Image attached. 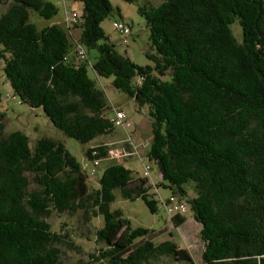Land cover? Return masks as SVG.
<instances>
[{
  "label": "trees",
  "instance_id": "obj_1",
  "mask_svg": "<svg viewBox=\"0 0 264 264\" xmlns=\"http://www.w3.org/2000/svg\"><path fill=\"white\" fill-rule=\"evenodd\" d=\"M80 1L74 25L80 33L70 41L68 26L39 29L29 20L30 10L51 19L57 7L50 0H0L10 3L0 14V74L21 103L41 108L55 127L85 144L116 127L104 114V92L88 74L83 46L95 49L96 76L112 77L152 117L148 160L200 223L204 264H264V0L139 6L153 66L136 64L109 41L101 27L109 0ZM2 96L0 88V104ZM4 118L0 111V264H66L58 245L68 236L51 228V208L101 218L95 240L102 246L91 255L97 261L147 264L169 255L194 264L186 249L170 240L155 243L154 229L132 228L121 209H111L118 189L157 211L147 176L132 183L131 170L113 162L89 191L88 173L63 142L42 137L31 146L20 130L4 134ZM85 154L103 159L107 147ZM171 219L175 226L185 221L179 213Z\"/></svg>",
  "mask_w": 264,
  "mask_h": 264
},
{
  "label": "rangeland",
  "instance_id": "obj_2",
  "mask_svg": "<svg viewBox=\"0 0 264 264\" xmlns=\"http://www.w3.org/2000/svg\"><path fill=\"white\" fill-rule=\"evenodd\" d=\"M50 1L57 7V13L51 19H45L39 16L37 12L30 10L29 20L39 29L50 24H59L66 29V13L72 11L79 15L82 13L80 0ZM109 2L112 10L108 17L101 22V27L109 41L115 44L116 49L121 54L136 64L153 66V62L146 57V53L154 54L155 50L148 38L149 31L145 18L138 9L142 5L158 6L162 0H109ZM9 4V2L0 4V14L9 7ZM116 21H121L129 26L130 32L128 34L119 33L115 29ZM231 27H233L236 39L241 40L238 25L232 24ZM68 31L69 40H77L80 29L71 26ZM83 48L87 54L88 74L95 81L96 86L104 92L106 103L109 106L104 114L111 116L113 108L122 109L126 115L124 127H114L111 133L98 136L82 144L55 127L41 108H31L21 103L7 79L0 74V88L3 95L0 111L4 112L5 115L4 134L20 130L28 136L31 146H34L35 141L42 137L63 142L70 154L75 156L88 173L89 191L98 187V177L110 163L119 162L130 169L132 183H139L138 179L143 178L145 167L148 166L149 175L146 186L148 187L149 183L152 185L149 189V197L157 200V211L151 212L141 198L129 200L122 197L118 189L114 191L115 198L111 203V209H121L123 217L129 220L132 228L143 226L154 229L153 239L155 243L170 240L179 247L186 249L194 264H204L202 258L203 242L199 235L201 225L193 218L185 199L184 203L187 210L182 213L185 221L179 226L173 224L171 216L162 203V200L168 199L173 195V192L170 188L164 187L157 165L149 161L147 157L151 139L152 117H150L145 106L136 105L133 98L116 89L112 85V77L96 76L91 64L95 60L97 52L93 48L86 46ZM161 78L169 79L170 73L168 72ZM102 144L107 147V155L100 159L97 165H94L93 161L86 156L85 151L90 147ZM189 195H192L191 191H189ZM174 199L175 201L178 200L176 196ZM48 222L53 230L68 236V238H64L63 243L58 245L61 259L66 264H107L105 260L97 261L91 257V255H98V249L102 246L95 240V227L101 226L102 223L100 217H92V212L84 213L81 210L58 214L51 208ZM147 264H189V262L176 260L169 255H161L149 259Z\"/></svg>",
  "mask_w": 264,
  "mask_h": 264
},
{
  "label": "built area",
  "instance_id": "obj_3",
  "mask_svg": "<svg viewBox=\"0 0 264 264\" xmlns=\"http://www.w3.org/2000/svg\"><path fill=\"white\" fill-rule=\"evenodd\" d=\"M79 18L80 15L77 14L76 12L72 11L71 13H66V23L68 27H73L76 24H79ZM115 29L119 31V33L122 34H128L130 32V28L129 26H127L125 23L121 22V21H116L115 22ZM77 54L80 58H84L85 57V52L82 48H78L77 50ZM112 122L114 126H122L124 127L125 125V119H126V115L124 113V111L120 108H113L112 109ZM128 154V152H127ZM100 159H93V163L94 165H97L99 163ZM143 174L145 176L149 175V167L146 166L145 167V171L143 172ZM162 203L165 207V209L167 210V212L169 213V215H174L176 213L182 214L184 212H186L187 210V206L183 201H175L174 196L171 195L168 199L166 200H162Z\"/></svg>",
  "mask_w": 264,
  "mask_h": 264
}]
</instances>
